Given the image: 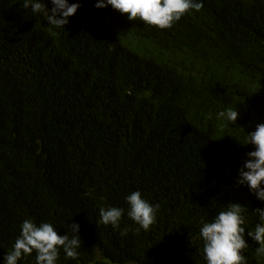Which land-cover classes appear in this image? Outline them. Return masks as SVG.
I'll list each match as a JSON object with an SVG mask.
<instances>
[{"label": "trees", "instance_id": "trees-1", "mask_svg": "<svg viewBox=\"0 0 264 264\" xmlns=\"http://www.w3.org/2000/svg\"><path fill=\"white\" fill-rule=\"evenodd\" d=\"M69 2L56 30L0 0V261L31 218L60 235L79 224L77 258L61 248L57 264H206L203 221L240 203L246 235L264 208L237 183L264 123V0H203L167 29ZM227 108L235 123L217 118ZM136 190L160 205L148 231L127 216ZM107 206L125 209L119 228L99 223Z\"/></svg>", "mask_w": 264, "mask_h": 264}, {"label": "clouds", "instance_id": "clouds-1", "mask_svg": "<svg viewBox=\"0 0 264 264\" xmlns=\"http://www.w3.org/2000/svg\"><path fill=\"white\" fill-rule=\"evenodd\" d=\"M47 3H51L49 9ZM97 8L111 6L127 19L143 21L148 25L167 29L179 21L190 10L200 11L203 0H97ZM80 3L69 0H23V8L42 14L53 29H65L69 17L80 8ZM239 117L236 108H227L217 113L218 119L235 123ZM254 146L247 153L242 167L238 171L237 183L246 185L249 191L264 202V123L257 124L255 130L247 133L246 143ZM128 204L127 216L138 228L148 231L157 221L159 204H152L139 190L125 197ZM249 210L240 203H229L211 221H203L199 229L203 241V258L206 264H248L245 250L249 247L246 235L258 243L256 252L264 254V208H256L252 213L258 218L254 230L246 233V213ZM125 209L107 206L99 210V223L119 228ZM71 225L72 235L58 234L57 228L50 222L37 224L33 219H25L20 225V233L15 239L12 250L6 252L0 264H18L22 259L35 252L36 264H57L60 249L66 257L76 259L81 240L78 235L79 224ZM127 230L121 234H126Z\"/></svg>", "mask_w": 264, "mask_h": 264}, {"label": "rangeland", "instance_id": "rangeland-1", "mask_svg": "<svg viewBox=\"0 0 264 264\" xmlns=\"http://www.w3.org/2000/svg\"><path fill=\"white\" fill-rule=\"evenodd\" d=\"M126 264H134V263H126Z\"/></svg>", "mask_w": 264, "mask_h": 264}]
</instances>
